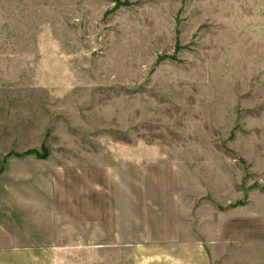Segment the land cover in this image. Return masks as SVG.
<instances>
[{
	"label": "rangeland",
	"instance_id": "obj_1",
	"mask_svg": "<svg viewBox=\"0 0 264 264\" xmlns=\"http://www.w3.org/2000/svg\"><path fill=\"white\" fill-rule=\"evenodd\" d=\"M143 166L201 206L211 264H264V0H0V182L116 194Z\"/></svg>",
	"mask_w": 264,
	"mask_h": 264
},
{
	"label": "crops",
	"instance_id": "obj_2",
	"mask_svg": "<svg viewBox=\"0 0 264 264\" xmlns=\"http://www.w3.org/2000/svg\"><path fill=\"white\" fill-rule=\"evenodd\" d=\"M154 168L116 194L106 182L65 195L55 180L0 182V264H211L201 206L179 194L172 167L169 183L152 182Z\"/></svg>",
	"mask_w": 264,
	"mask_h": 264
},
{
	"label": "trees",
	"instance_id": "obj_3",
	"mask_svg": "<svg viewBox=\"0 0 264 264\" xmlns=\"http://www.w3.org/2000/svg\"><path fill=\"white\" fill-rule=\"evenodd\" d=\"M10 154H12V155L14 154V155H17V156L29 155V154H37V155H39V157H43V156L47 155L46 149H44V154H39L36 150H27V151H24L22 153L11 152Z\"/></svg>",
	"mask_w": 264,
	"mask_h": 264
}]
</instances>
